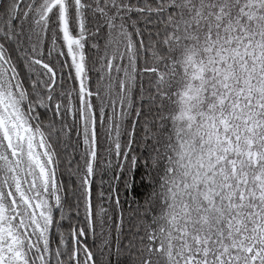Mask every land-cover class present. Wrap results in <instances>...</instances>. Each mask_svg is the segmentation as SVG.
Returning a JSON list of instances; mask_svg holds the SVG:
<instances>
[{"label":"snow or ice","instance_id":"6c2138e0","mask_svg":"<svg viewBox=\"0 0 264 264\" xmlns=\"http://www.w3.org/2000/svg\"><path fill=\"white\" fill-rule=\"evenodd\" d=\"M0 264H264V0H0Z\"/></svg>","mask_w":264,"mask_h":264},{"label":"trees","instance_id":"16d2710c","mask_svg":"<svg viewBox=\"0 0 264 264\" xmlns=\"http://www.w3.org/2000/svg\"><path fill=\"white\" fill-rule=\"evenodd\" d=\"M89 243H91V239H89Z\"/></svg>","mask_w":264,"mask_h":264}]
</instances>
